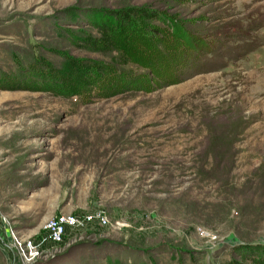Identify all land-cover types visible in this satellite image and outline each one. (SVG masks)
<instances>
[{
	"label": "rangeland",
	"instance_id": "1",
	"mask_svg": "<svg viewBox=\"0 0 264 264\" xmlns=\"http://www.w3.org/2000/svg\"><path fill=\"white\" fill-rule=\"evenodd\" d=\"M97 212L47 241L52 216ZM263 246L264 0H0V264Z\"/></svg>",
	"mask_w": 264,
	"mask_h": 264
},
{
	"label": "built area",
	"instance_id": "2",
	"mask_svg": "<svg viewBox=\"0 0 264 264\" xmlns=\"http://www.w3.org/2000/svg\"><path fill=\"white\" fill-rule=\"evenodd\" d=\"M108 218L102 213L74 214L58 213L44 224L47 241L53 246H60L65 241L68 231L85 230L94 226L107 227Z\"/></svg>",
	"mask_w": 264,
	"mask_h": 264
},
{
	"label": "trees",
	"instance_id": "3",
	"mask_svg": "<svg viewBox=\"0 0 264 264\" xmlns=\"http://www.w3.org/2000/svg\"><path fill=\"white\" fill-rule=\"evenodd\" d=\"M166 79H167L168 81H171V80H170V75H168V74H166V73H159L157 79L154 81V84H157V85H160V83H166V84H168V82H167ZM172 83H175V82H170L168 85H172ZM161 85H162V84H161ZM158 87H159V86H156L155 88H153L152 91H156V90L160 89V88H158ZM152 91H151V92H152ZM222 155H223V154H222ZM221 162H223V160H222L221 158H219V160H218L216 163H214V164H215V166H219V165L221 164ZM244 247H247V245L244 246ZM263 247H264V246H263ZM257 259H260L261 261H263V260H264V255L260 256V254H258ZM257 264H264V262H259V263H257Z\"/></svg>",
	"mask_w": 264,
	"mask_h": 264
}]
</instances>
